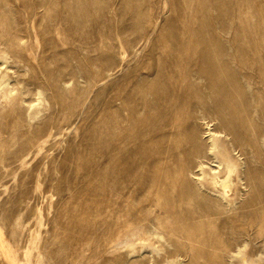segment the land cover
Masks as SVG:
<instances>
[{"label":"rangeland","instance_id":"1","mask_svg":"<svg viewBox=\"0 0 264 264\" xmlns=\"http://www.w3.org/2000/svg\"><path fill=\"white\" fill-rule=\"evenodd\" d=\"M0 264H264V0H0Z\"/></svg>","mask_w":264,"mask_h":264},{"label":"bare ground","instance_id":"2","mask_svg":"<svg viewBox=\"0 0 264 264\" xmlns=\"http://www.w3.org/2000/svg\"><path fill=\"white\" fill-rule=\"evenodd\" d=\"M203 113V110H202ZM210 115V114H209ZM216 116V115H215ZM214 119V118H213ZM215 120V119H214ZM216 121V120H215ZM212 122V120H211ZM225 126V125H224ZM221 128V127H220ZM195 130V129H194ZM208 134H209V138L212 140L211 143L207 146H209L207 149L212 152L213 154H215L216 152L219 153V158L216 160V166L215 167H211L210 169L212 170L211 175H210V179H211V185L214 187H217V191H219L220 196L222 198H224V193L227 192V190L230 189L231 184H232V177H233V168L231 167L230 164V159L229 156L227 155V153L220 152L218 151V149L216 148V145L214 143V139H216V134L218 132L221 133V129L218 128V126H213L212 128H210V126L208 125L207 128ZM224 131V128H223ZM227 131V130H226ZM225 131V132H226ZM231 131V130H230ZM193 134V133H192ZM229 134V133H228ZM196 135V134H194ZM193 135V136H194ZM223 135V134H222ZM227 135V134H226ZM225 136V135H224ZM231 136V135H230ZM228 137V135L226 136ZM208 139V138H207ZM232 141V140H231ZM229 142V141H228ZM231 143V142H229ZM196 144V143H195ZM199 145V144H197ZM200 146V145H199ZM241 146V145H239ZM244 147V145H243ZM200 148V147H199ZM206 149V150H207ZM198 150V149H197ZM207 150V151H208ZM169 152V151H168ZM193 152V151H192ZM205 153V152H204ZM169 154V153H168ZM193 154V153H192ZM195 158V157H194ZM198 158V157H197ZM196 158V159H197ZM204 159V158H202ZM207 160V159H205ZM212 160V159H210ZM194 161V160H193ZM196 163V162H195ZM193 164V163H192ZM198 165H201V161L198 160ZM207 164V163H205ZM195 165V164H194ZM193 166V165H192ZM197 168V167H196ZM199 172V171H198ZM200 175V174H199ZM198 175V176H199ZM201 176V175H200ZM197 177V176H196ZM203 177V176H202ZM200 178V177H199ZM200 184L202 183L201 181L199 182ZM216 202V201H215ZM213 204V203H212ZM216 205V204H215ZM209 206V205H208ZM213 207V206H212ZM212 210V209H211ZM209 212V210L207 211V213ZM218 211L216 210V212H214V215H216L215 213H217ZM212 213V212H211ZM210 214V213H209ZM208 215V214H206Z\"/></svg>","mask_w":264,"mask_h":264}]
</instances>
